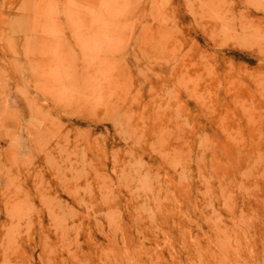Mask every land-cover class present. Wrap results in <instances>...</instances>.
Here are the masks:
<instances>
[{"label":"rangeland","instance_id":"374dc122","mask_svg":"<svg viewBox=\"0 0 264 264\" xmlns=\"http://www.w3.org/2000/svg\"><path fill=\"white\" fill-rule=\"evenodd\" d=\"M0 264H264V0H0Z\"/></svg>","mask_w":264,"mask_h":264}]
</instances>
